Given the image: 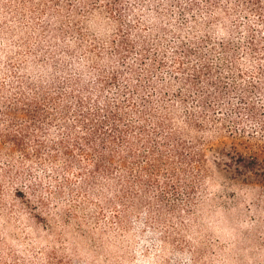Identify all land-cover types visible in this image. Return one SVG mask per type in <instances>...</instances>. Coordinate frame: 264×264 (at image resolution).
I'll return each mask as SVG.
<instances>
[{
	"label": "rangeland",
	"instance_id": "374dc122",
	"mask_svg": "<svg viewBox=\"0 0 264 264\" xmlns=\"http://www.w3.org/2000/svg\"><path fill=\"white\" fill-rule=\"evenodd\" d=\"M234 3L210 21L204 0H0V70L67 60L66 76L107 100L171 111L195 148L188 156L198 154L180 164L175 190L158 174L133 181L137 194L89 195L70 190L76 171L0 152L3 254L28 264H264V54L247 52L251 37L264 50V17L236 14Z\"/></svg>",
	"mask_w": 264,
	"mask_h": 264
},
{
	"label": "trees",
	"instance_id": "16d2710c",
	"mask_svg": "<svg viewBox=\"0 0 264 264\" xmlns=\"http://www.w3.org/2000/svg\"><path fill=\"white\" fill-rule=\"evenodd\" d=\"M204 1L215 8L207 15L210 21L220 18L219 4L228 3V0ZM234 2L236 14L244 8L264 17L262 0ZM225 6L227 9L223 12L227 14L230 5ZM193 27L200 29L197 25ZM250 31L251 27L247 29ZM0 33L5 34L3 27ZM247 43L249 54H264V50L260 52L258 40L251 37ZM4 48L0 46V53ZM184 51L191 54L187 48ZM3 55L11 61L7 51ZM219 55L224 58L227 53L221 51ZM52 58L56 66L47 60L38 66H17L13 73L0 70L3 75L0 76V152H4L5 158L9 161L17 152L23 162L42 164L40 170L50 166L56 169V174L60 170L67 174L76 171L69 187L74 190L76 184L81 194H137L130 186L133 181L149 185L158 179V174L165 179L164 188L175 190L179 170L183 171L181 165L198 154L191 152L188 156L194 147L183 140L182 129L175 124L172 112L157 114L146 101L123 105L119 100H107L95 85L68 78L67 60ZM239 63L240 60L234 59L229 67L235 68ZM203 67L211 70L209 64ZM53 121L59 122L58 126H52ZM194 124L195 121L188 120L187 128H195ZM58 160L61 161L58 163ZM37 177L39 174L33 176L38 183ZM68 179L65 176L64 180ZM39 203L46 204L43 200ZM119 205H113L116 208L111 218L121 223L123 215ZM3 250L0 247V264H28L20 261L14 252L3 254ZM48 264H61V261Z\"/></svg>",
	"mask_w": 264,
	"mask_h": 264
}]
</instances>
